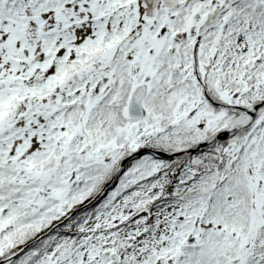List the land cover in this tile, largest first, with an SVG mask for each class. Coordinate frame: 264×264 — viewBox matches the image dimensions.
<instances>
[{
    "label": "snow or ice",
    "instance_id": "1",
    "mask_svg": "<svg viewBox=\"0 0 264 264\" xmlns=\"http://www.w3.org/2000/svg\"><path fill=\"white\" fill-rule=\"evenodd\" d=\"M0 264H264V0H0Z\"/></svg>",
    "mask_w": 264,
    "mask_h": 264
}]
</instances>
